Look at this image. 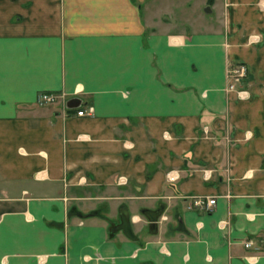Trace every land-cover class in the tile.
Segmentation results:
<instances>
[{"label": "crops", "instance_id": "0c3cea01", "mask_svg": "<svg viewBox=\"0 0 264 264\" xmlns=\"http://www.w3.org/2000/svg\"><path fill=\"white\" fill-rule=\"evenodd\" d=\"M160 1L0 0V264H264V0Z\"/></svg>", "mask_w": 264, "mask_h": 264}, {"label": "rangeland", "instance_id": "374dc122", "mask_svg": "<svg viewBox=\"0 0 264 264\" xmlns=\"http://www.w3.org/2000/svg\"><path fill=\"white\" fill-rule=\"evenodd\" d=\"M183 4H184V10L182 13L180 12L179 16L180 18L183 16H186L185 18H181V21H183V24L185 25L187 22L191 20V18H193L192 17L193 14H194V18H196L197 13L193 12L194 9L196 8L195 2L192 5L191 0H183ZM174 5L180 6V0H162L158 4L157 8L159 10L163 9L164 16H166L167 17L166 19L169 20L172 18L171 13L176 15V13H174L176 10ZM245 37H246L245 40L247 43L259 44L261 41L262 35L258 33H254V34H248ZM224 44H225V47L227 48L230 45V44L228 45L227 43H224ZM241 62L244 63L247 67L246 76L241 80V84H243L244 89H246V96L250 95L249 93H250L251 86L253 85V81H255L258 85H260V89L264 90V66H256L257 69L260 68L261 72H259L260 76L256 75V78L254 79L252 70L250 69L249 64L246 61L231 59L230 61L226 62L225 69H224V77H225V82H224V87H223L224 91L226 93H235L237 97L240 96V90H238L235 87H230L231 81H229L227 69L230 68V66H232L233 64L241 63ZM62 96H64V94ZM62 101L63 100L60 98L56 100L53 104L59 105V104H62ZM44 104H49V103H41V105H44Z\"/></svg>", "mask_w": 264, "mask_h": 264}, {"label": "built area", "instance_id": "2783aa9c", "mask_svg": "<svg viewBox=\"0 0 264 264\" xmlns=\"http://www.w3.org/2000/svg\"><path fill=\"white\" fill-rule=\"evenodd\" d=\"M228 72V78L230 83V87H235L238 90H240V96L245 97L246 96V89H244L243 84H241V80L246 76L247 73V67L244 63H236L230 66V68L227 69ZM242 86V87H241ZM63 93L55 92V91H49V92H41L37 96V102L38 103H49L53 104L56 100L62 99L64 100V96H62ZM77 114L83 115V114H91L92 108L88 107L86 108H79L76 111ZM192 206H198L199 208L203 210H210L214 204L215 197L211 196H191ZM252 244L251 240L245 241L244 245L246 247L250 246Z\"/></svg>", "mask_w": 264, "mask_h": 264}, {"label": "water", "instance_id": "95a60500", "mask_svg": "<svg viewBox=\"0 0 264 264\" xmlns=\"http://www.w3.org/2000/svg\"><path fill=\"white\" fill-rule=\"evenodd\" d=\"M80 104V99H78L77 97H72V98H69L67 99L66 101V105L69 106V107H73V106H77ZM157 216V215H156ZM156 216L155 215H149V219L151 220V226L153 227H156V224H155V219H156ZM124 230L127 231V233H130L131 232V229L129 226L125 225L123 226Z\"/></svg>", "mask_w": 264, "mask_h": 264}]
</instances>
